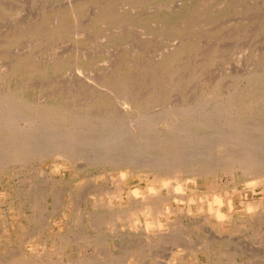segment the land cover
<instances>
[{"label": "rangeland", "instance_id": "rangeland-1", "mask_svg": "<svg viewBox=\"0 0 264 264\" xmlns=\"http://www.w3.org/2000/svg\"><path fill=\"white\" fill-rule=\"evenodd\" d=\"M29 64H31L29 66L30 68L28 67ZM144 68L146 69L144 70ZM258 76L260 80H257L259 79ZM200 85L204 86L203 91ZM198 88H200V90H198ZM2 90L5 92L1 93ZM7 90L8 92H6ZM194 91H197V93ZM9 92L13 93L9 95ZM49 92H51V94L48 96ZM228 93L230 94L229 96L226 95ZM211 94L214 95L212 96ZM0 96V107L3 106L5 108L3 109L2 107L1 115H3V112L9 115L12 110V113L17 114V116L20 115L21 118L25 116L27 118L29 116V119H37L39 123H42H40L42 125V129L40 130L46 131V129H50L54 134L55 141L57 140L56 145L69 143V154H71V152L76 150H74L73 146L78 144L81 150L77 151L82 152L79 157H75L74 155H69V157L65 159L51 157L49 158L50 161L46 159L44 160L45 162L42 160L40 161L39 157L33 158L34 156L29 157L30 160L29 158H24V160H17L18 162H7L4 171L0 172V264H50L51 261L54 264H65V262H68L67 264H71L72 262L73 264H81L83 260L85 262L83 261L82 264H89L93 260L92 258H94V260L91 264H107L109 260L111 264L115 262L116 264H264V236L261 235L264 233V221L261 223L260 220H258V215L260 216L264 210L263 185L259 183L260 181L258 183L256 182L257 184L254 186L255 192L249 193L248 197L245 193L248 192V186L245 182L251 180L254 174L248 176L234 174L232 176L230 172H225L222 168H219L220 164L227 160V154H235L240 150L239 148L242 146L235 145L238 143L234 142L235 140L238 141L239 138H251L249 141L253 140L251 143L252 145L254 144V147L256 146L255 148L258 150L264 148V139H262L264 138V0H0ZM189 96H192V98ZM216 96L219 97L217 98ZM11 97L13 101L10 100ZM148 97L151 98L148 99ZM178 98L180 99L179 103V100H177ZM170 100H172L171 103L168 102ZM127 101H129V103ZM201 101L203 102L201 103ZM198 102L205 108H200L202 105L198 107ZM165 103H168V105H165ZM191 103H195L196 105H192ZM121 104H124V109L121 108ZM44 105L45 107H43ZM103 105L105 108H102ZM116 105H118L119 109ZM156 105L159 109L158 113H156ZM18 106L21 111H19ZM53 106L54 108H52ZM168 106H170L169 108L171 111L167 108ZM178 106L181 107H179L180 109H182V107L183 109H187V106H190V108H188L187 111H184L185 109L181 111ZM106 107L110 108L107 109ZM172 107L173 109H175V107L179 109L177 113L179 118H177L176 110H172ZM43 108L46 109H44L45 112H43ZM146 110H148V113ZM180 111L183 114L187 112V114L191 113L189 119L195 124L199 123L198 121L201 120H203V122H201V124L199 123L200 126H196L194 123L187 124L186 121L188 118L181 115L182 113L180 114ZM162 112H166V115ZM39 113L42 116L35 117V114L38 115ZM56 113L59 114L56 115ZM143 113L147 115L150 113V115L145 119ZM52 114H54V116H52ZM97 114L98 116H96ZM151 114L154 115L152 116ZM161 114L164 118L161 117L160 119L159 117L162 116ZM211 114L212 116H210ZM7 115L4 114L1 119H7ZM222 115L224 117H222ZM128 116L130 118H128ZM150 116H152L151 118L154 119V122L156 121L155 123L152 119V121L150 120ZM155 116L158 117V121L153 118ZM117 117H120V119L123 117V119L119 120ZM78 118L79 121H77ZM105 118H107V120H105ZM227 118H230L229 121L232 120L234 123L232 121L229 122ZM1 119L0 138L2 139L0 140V157L7 161L10 157V152L7 150L8 148L6 149V144L13 140H11L12 134L10 136L9 133L4 130V127L7 126V122L5 120L2 122ZM44 119H46L45 122H48L45 123L43 121ZM211 119L215 120L214 123ZM113 120H115L114 123ZM118 120L119 122H116ZM123 120L126 125L124 127ZM148 120L150 124L153 123L150 128H145L144 124H146ZM173 120L175 121L172 122L173 126H169L167 122ZM251 120H253L252 122L254 125L252 122L248 123ZM105 121L107 122L105 123ZM142 121L145 122L142 123ZM242 121H246L247 123ZM121 122L122 125L120 124ZM128 122H130V124ZM216 122L219 126H216ZM126 123H128V126ZM241 123L246 124L243 125ZM53 124H57L58 127ZM114 124L115 126H112ZM208 124L210 126H207ZM44 125L45 127H43ZM134 125L137 126L135 127ZM118 126H121V131L119 132L117 131L119 128ZM258 126L261 127L259 128ZM217 127H220L222 130L224 128L226 130L225 132L229 130L232 134H229V132L226 134L223 132L224 130H221L223 132H221V136ZM110 129L111 131H109ZM230 129H233V131ZM40 130L38 129V131ZM134 130L137 136L134 134ZM214 130L217 132H214ZM114 132L116 135L119 134L115 140H111L115 135ZM120 132L122 133L121 135ZM131 132L134 134L133 137H131ZM23 133L26 136V133L32 134L34 132L26 130ZM62 134L64 135L62 136ZM139 134H141L140 137L142 138L138 137ZM185 134L187 136H185ZM208 134L210 135L209 137ZM4 135L7 137L5 138ZM225 135H228V137L225 138ZM69 137L73 139H69ZM206 137L208 139H206ZM67 139H69V142ZM151 139L155 140L153 141ZM160 139H163L161 141L163 143L161 144H164L167 140L170 142L175 141L174 145L175 147L177 146V159L174 158L175 156L173 155L170 156V154L164 151L162 152L161 149L163 148L160 149L158 147ZM71 140L73 144L76 143V140L78 141L73 145L71 144ZM150 140L151 142H148ZM109 141L113 142L110 144ZM121 141L127 143V145H121L123 143ZM60 142H62V144H60ZM114 142L116 144H114ZM132 142L135 143L133 144ZM137 142L139 146L136 145ZM139 142H144L141 143L144 146L141 147L142 145ZM226 142L232 150L228 148L229 146L227 147ZM84 143H86L87 146H85ZM90 143H93V145L91 146ZM206 143H210L208 146H213L212 150L210 149L211 147L208 148L207 146L206 148ZM81 144H83L84 147L83 145L81 147ZM192 144H195V146ZM113 145H117V148ZM196 145L198 147H196ZM101 146H105L106 148L104 147L105 149L103 150L98 149L99 147L102 148ZM70 147L72 148L70 149ZM108 147L110 150H107ZM236 147L238 148L237 151L235 149ZM91 148L94 151L96 148L99 150L96 149L95 153L102 151L101 154H105L107 150L109 152L106 153H110L111 155L118 154L124 156V158L128 156V158L131 159L138 158V160H136L138 162H140V160H142V162L151 161L152 157L153 165H151L155 168L152 171L155 172V174L149 172L151 174L150 180L141 179L136 183V185L142 189L151 182L158 185L161 181V179H159L160 175L165 180L172 177L169 179L170 184L173 182L175 185L178 181L184 186L187 173H173L170 168H167L168 163V167H170L172 163L175 164L181 161L183 163L186 161L190 162L192 158H196L199 162L204 159L205 161L202 160L203 162L201 161V163L204 164L209 171L204 175L202 174V176L197 175V185L200 190L198 195L200 194L199 196H201L202 201L201 199V202L198 201L196 192H190L194 187L193 184L189 183L186 189L182 191L184 196L172 190L170 192L173 183L167 186V188L169 187L170 189H167L168 192L166 188L163 189L167 197L162 207L164 206L163 208H165L167 205L171 212H169L167 208L168 216H165L163 213L160 219L161 222H163L162 229L168 232L163 236H159L160 238L147 237L148 233L144 230V227L148 215L137 213V215L140 216V218L138 217V220H140L139 223L143 224H141V227L140 225H135V228H130L126 218H115L114 215L118 211L116 205L108 207L107 204L109 201L108 197L111 196L109 194L111 193L110 191L119 188V186L123 189L128 184H130L128 186H132L135 184L134 180L136 179H133L135 176L130 175L129 169L122 164L124 161L120 162L121 160L116 163L98 164L97 158L98 156L100 157V153L94 156L95 153L93 154ZM189 149H192L191 152L193 154H191L196 157L189 158L190 151L189 155H187ZM193 149L200 151L196 153ZM219 149L221 151H219ZM112 150L120 151L114 152ZM242 150L243 147L239 152ZM258 150L256 153H258L257 157L259 158L261 155L260 153H262L264 149H262L260 153ZM214 152L216 155L212 154ZM181 153L182 155L183 153L184 155L186 154L185 160L183 159L184 155L179 159ZM198 153L201 154L198 156L196 155ZM86 154H88V156ZM130 155L133 157H130ZM148 155L150 157H148ZM152 155H154V157ZM156 156L158 157L157 161ZM208 157L211 159L213 157V160L209 158L207 161ZM142 158L148 160L143 161ZM25 159L29 161L27 162ZM162 161L165 165L163 168H166L158 169L157 163L161 164ZM166 162H168L167 165ZM32 166L35 170L32 169ZM119 169L120 171L127 170V175H125L124 179L121 177L119 178ZM60 174L62 175L60 176ZM157 174L159 177L156 176ZM255 175L258 177L254 179L263 178L264 170L262 168L257 169ZM47 182H49L51 186ZM117 184H119L118 187H116ZM84 185L88 187L84 188ZM100 185H102L101 188ZM107 187L110 189H107ZM58 188L61 189L59 190ZM105 188L110 190L109 193L105 191ZM239 188H241V190ZM84 189L85 194L89 190L88 193L91 194L85 195ZM76 191L80 192L77 193ZM67 194L70 197L67 196ZM212 196H217L224 201H226L227 198H231L234 204L255 201L254 204H258H255L256 210L255 206L253 210L246 212L243 209V215L249 217L251 214H256L257 212V221L252 219L256 224L252 220H248V226H246L244 222H239V225L238 222L230 223L229 221L231 220L227 217L228 215L222 219H217L211 210L212 213L209 212L206 204L204 208L198 209V206L202 205L203 202L206 203L210 199L213 200ZM36 197L38 199H36ZM113 197L114 196L111 198ZM190 197H193L195 202H191L192 210L189 211L188 203ZM179 199L180 201L178 202ZM181 199L184 201L181 202ZM5 200L8 201L6 202ZM76 202H78L77 205ZM123 208H129V210L133 212L130 205L125 204L122 209ZM174 211H176V213ZM240 211L241 210L235 207L233 213L237 215ZM57 219H61L63 224H65H62L63 226L61 227L58 222H56ZM111 219L112 221H110ZM91 221H93L92 225ZM17 222L21 226L18 225ZM165 222L167 224H165ZM49 223H56L57 227L60 226L58 227L59 229L57 228V231H59L54 240L47 238L44 233V228ZM171 223L172 225H170ZM234 225L242 227L240 228V234L234 235L233 242L219 240V238H217V240L215 239V234L221 235V230L223 229L227 230L229 228V230H233L236 228ZM116 227L119 228L117 229ZM137 227L139 228L138 230L136 229ZM157 230L158 228L155 225L149 229L150 232L154 233L157 232ZM6 231L7 233H4ZM153 239H155L156 242ZM35 242L39 245L37 244L36 246ZM114 243L118 247H116ZM50 244H52V246ZM105 244L107 247H105ZM146 244L150 247L148 248ZM96 245L98 246L96 247ZM43 246L45 250L42 248ZM88 249L90 251L92 249L94 252H90ZM149 253L151 257H147ZM30 255L32 258H30ZM99 255H101V258ZM250 255L252 258H250ZM84 257H88L87 260H85L86 258ZM107 258L108 260H106ZM57 259L59 261H57ZM188 261L190 262L188 263ZM52 262L51 264H53Z\"/></svg>", "mask_w": 264, "mask_h": 264}, {"label": "bare ground", "instance_id": "bare-ground-1", "mask_svg": "<svg viewBox=\"0 0 264 264\" xmlns=\"http://www.w3.org/2000/svg\"><path fill=\"white\" fill-rule=\"evenodd\" d=\"M97 1V0H96ZM108 1V0H107ZM112 1V0H111ZM122 1V0H121ZM201 2V1H200ZM113 4V3H112ZM114 5V4H113ZM189 5V4H188ZM220 5V4H219ZM201 6V5H200ZM231 9V8H230ZM103 11V10H102ZM183 11V10H182ZM230 11V10H229ZM71 12V11H70ZM100 12V11H99ZM72 13V12H71ZM102 13V12H101ZM110 16H111V14H110ZM109 16V17H110ZM117 16V15H116ZM113 17V16H112ZM115 17V16H114ZM121 17V16H120ZM103 19V18H102ZM102 19H101V21H102ZM124 19H125V17H124ZM79 20V19H78ZM96 20V19H95ZM126 20V19H125ZM50 21V20H49ZM97 21V20H96ZM98 21H99V19H98ZM62 22V21H61ZM51 23V22H50ZM178 23V22H177ZM53 24V23H52ZM68 26H69V24H68ZM182 26V25H181ZM54 28V27H53ZM52 28V29H53ZM76 28V27H75ZM34 33H36V32H34ZM39 33H41V32H39ZM49 33V32H48ZM73 33V32H72ZM32 34V33H31ZM63 36V35H62ZM20 37H22V36H20ZM49 37V36H48ZM19 39V38H18ZM60 39V38H59ZM178 50H180V49H178ZM170 51V50H169ZM169 51H168V53H169ZM181 55V54H180ZM184 55V54H183ZM187 55V54H186ZM28 56V55H27ZM33 57V56H32ZM127 58V57H126ZM143 58V57H142ZM140 59V58H139ZM23 60V59H22ZM125 60H127V59H125ZM143 60H144V58H143ZM21 61V60H20ZM34 61V60H33ZM157 61V60H156ZM19 63V62H18ZM144 63V62H143ZM176 63V62H175ZM126 64H127V62H126ZM31 64H29L28 65V67L30 66ZM181 65V64H180ZM142 66V65H141ZM154 66V65H153ZM27 67V68H28ZM171 67V66H170ZM169 67V68H170ZM24 68H25V66H24ZM30 68V67H29ZM138 68V67H137ZM176 68V67H175ZM142 69V68H141ZM146 68H144V70H145ZM157 69V68H156ZM171 70V69H170ZM58 71V70H57ZM128 71V70H127ZM159 71V70H158ZM197 71V70H196ZM41 72V71H40ZM59 72V71H58ZM179 72V71H178ZM259 72V71H258ZM14 73H15V71H14ZM13 73V74H14ZM26 73V72H25ZM31 73V72H30ZM251 73V72H250ZM32 74V73H31ZM154 74V73H153ZM156 74V73H155ZM236 74V73H235ZM239 74V73H238ZM252 74H254V73H252ZM242 75V74H241ZM154 76V75H153ZM177 76V75H176ZM244 76V75H243ZM11 77H12V75H11ZM58 77V76H57ZM131 77V76H130ZM166 77V76H165ZM198 77V76H197ZM223 77V76H222ZM240 77V76H239ZM262 77V76H261ZM174 78V77H173ZM182 78V77H181ZM243 78V77H242ZM252 78V77H251ZM258 78H259V76H258ZM198 79V78H197ZM263 79V78H262ZM32 80H33V78H32ZM55 80V79H54ZM215 80V79H214ZM213 80V81H214ZM257 80H260V78L259 79H257ZM256 80V81H257ZM25 81V80H24ZM176 81V80H175ZM212 81V80H211ZM224 81V80H223ZM222 81V82H223ZM10 82V81H9ZM9 82H8V85H9ZM28 82V81H27ZM40 82V81H39ZM206 82V81H205ZM127 83V82H126ZM133 83H134V81H133ZM150 83V82H149ZM148 83V84H149ZM209 83V82H208ZM207 83V84H208ZM215 83V82H214ZM255 83V82H254ZM33 84V83H32ZM38 84V83H37ZM41 84V83H40ZM145 84V83H144ZM211 84V83H210ZM253 84V83H252ZM251 84V85H252ZM147 85V84H146ZM164 85V84H163ZM197 85V84H196ZM212 85V84H211ZM216 85V84H215ZM219 85V84H218ZM233 85V84H232ZM3 86V85H2ZM200 86H202V91H203V88H204V86L203 85H200ZM205 86H208V85H205ZM236 86H238V85H236ZM246 86V85H245ZM9 87V86H8ZM154 87V86H153ZM209 87V86H208ZM261 87V86H260ZM160 88V87H159ZM212 88V87H211ZM245 88V87H244ZM247 88V87H246ZM237 89H238V87H237ZM163 90V89H162ZM198 90H200V88H198ZM208 90V89H207ZM213 90V89H212ZM224 90V89H223ZM229 90V89H228ZM241 90V89H240ZM13 91V90H12ZM20 91V90H19ZM159 91V90H158ZM201 91V92H202ZM209 91H211V90H209ZM3 92H5V91H3L2 90V92L1 93H3ZM6 92H8V90L6 91ZM54 92V91H53ZM106 92V91H105ZM104 92V93H105ZM110 92V91H109ZM157 92V91H156ZM155 92V93H156ZM195 92V91H194ZM235 92V91H234ZM10 93L11 92H9V95H10ZM13 93V92H12ZM11 93V94H12ZM45 93H47V92H45ZM111 93H112V91H111ZM195 93H197V91L195 92ZM215 93H217V92H215ZM214 93V94H215ZM221 93V92H220ZM219 93V94H220ZM232 93V92H231ZM39 94V93H38ZM49 94H51V92H49L48 93V96H49ZM175 94V93H174ZM176 94H177V92H176ZM213 94V95H214ZM4 95V94H3ZM7 95V94H6ZM8 95V96H9ZM45 95V94H44ZM107 95V94H106ZM193 95V94H192ZM196 95V94H195ZM203 95V94H202ZM212 95V94H211ZM210 95V96H211ZM212 95V96H213ZM226 95H230L229 93L228 94H226ZM5 96V95H4ZM14 96V95H13ZM12 96V97H13ZM120 96V95H119ZM147 96V95H146ZM209 96V95H208ZM222 96V95H221ZM1 97V96H0ZM12 97H11V99L10 100H12ZM46 97V96H45ZM116 97V96H115ZM121 97V96H120ZM182 97V96H181ZM190 98H192V96H189ZM217 97V96H216ZM215 97V98H216ZM219 97V96H218ZM217 97V98H218ZM227 97V96H226ZM225 97V98H226ZM141 98V97H140ZM149 98H151V97H148V99ZM193 98H194V95H193ZM229 98V97H228ZM227 98V99H228ZM18 99H20V98H18ZM37 99H38V97H37ZM43 99H44V97H43ZM133 99V98H132ZM145 99V98H144ZM161 99V98H160ZM176 99V98H175ZM188 99V98H187ZM204 99H206V98H204ZM214 99V98H213ZM235 99V98H234ZM1 100V99H0ZM5 100H6V98H5ZM116 100H118V99H116ZM177 100H179L178 101V103L180 102V99L178 98ZM189 100H191V99H189ZM215 100V99H214ZM260 100V99H259ZM13 101V100H12ZM131 101V100H130ZM171 101L172 100H170V101H168V102H170L171 103ZM173 101H174V99H173ZM182 101V100H181ZM196 101V100H195ZM204 101V100H203ZM203 101H201V103L203 102ZM226 101V100H225ZM43 102V101H42ZM58 102V101H57ZM128 103H129V101H127ZM182 102H184V101H182ZM206 102V101H205ZM204 102V103H205ZM213 102V101H212ZM211 102V103H212ZM230 102V101H229ZM9 103V102H8ZM32 103V102H31ZM90 103V102H89ZM95 103V102H94ZM118 103V102H117ZM127 103V104H128ZM145 103H146V101H145ZM159 103V102H158ZM199 103V102H198ZM210 103V102H209ZM224 103V102H223ZM251 103V102H250ZM10 104V103H9ZM35 104V103H34ZM48 104V103H47ZM119 104H120V102H119ZM124 104H126V103H124ZM124 104H121L122 106H121V108H123V105ZM152 104V103H151ZM177 104V103H176ZM192 104V103H191ZM16 105H19V104H16ZM28 105V104H27ZM37 105V104H36ZM62 105H63V103H62ZM130 105V104H129ZM128 105V106H129ZM158 105H160V104H158ZM165 105H168V103H165ZM169 105H171V104H169ZM190 105V104H189ZM192 105H196L195 103L194 104H192ZM202 104H200L199 103V105H198V107L199 106H201ZM205 105V104H204ZM209 105V104H208ZM220 105V104H219ZM251 105V104H250ZM14 106H15V104H14ZM30 106V105H29ZM34 106V105H33ZM65 106V105H64ZM68 106V105H67ZM117 106V108H118V105H116ZM120 106V105H119ZM146 106H148V105H146ZM216 106V105H215ZM237 106V105H236ZM249 106V105H248ZM3 107V106H2ZM2 107H0V115H1V109H2ZM8 107V106H7ZM31 107V106H30ZM43 107H45V105L43 106ZM104 107V105L102 106V108ZM152 107V106H151ZM159 107V106H158ZM170 106H168L167 108L170 110V108H169ZM180 106H178V108H179ZM186 107V106H185ZM188 108H190V106H187ZM192 107V106H191ZM198 107H196L197 109H199ZM245 107V106H244ZM18 108H19V106H18ZM18 108H16V109H18ZM37 108H38V106H37ZM36 108V109H37ZM47 108V107H46ZM52 108H54V106L52 107ZM105 108V107H104ZM107 109H109L108 107H106ZM129 108V107H128ZM154 108V107H153ZM157 108V105H156V107H155V109ZM181 108V107H180ZM179 108V109H180ZM187 108V109H188ZM195 108V109H196ZM200 108H205V107H203V105H202V107H200ZM209 108V107H208ZM220 108V107H219ZM3 109H5L4 107H3ZM16 109H14V110H16ZM33 109V108H32ZM41 109V108H40ZM45 108H43V110H44ZM76 109V108H75ZM106 109V110H107ZM119 109V108H118ZM124 109V108H123ZM127 109V108H126ZM130 109V108H129ZM145 109V108H144ZM149 109H151V108H149ZM163 109V108H162ZM179 109H177V107H175V109H173V107H172V110H176V115H177V113H178V110ZM185 109V108H184ZM183 109V107H182V109H180L181 111L182 110H184ZM187 109H185L184 111H187ZM210 109V108H209ZM216 109V108H215ZM13 110V111H14ZM35 110V109H34ZM46 110V109H45ZM45 110L43 111V112H45ZM53 110V109H52ZM63 110V109H62ZM68 110V109H67ZM70 110V109H69ZM95 110V109H94ZM158 108H157V112L156 113H158ZM167 110V109H166ZM190 110V109H189ZM188 110V111H189ZM205 110H207V109H205ZM219 110V109H218ZM222 110V109H221ZM230 110V109H229ZM229 110H227V111H229ZM8 111V110H7ZM18 111V110H17ZM16 111V112H17ZM19 111H21V109L19 108ZM96 111V110H95ZM122 111V110H121ZM126 111V110H125ZM147 111V113H148V110H146ZM171 111V110H170ZM180 111V114L182 113ZM199 111V110H198ZM210 111V110H209ZM11 113L9 114V115H7V113L5 112H3V115L4 114H6L7 115V119H1V117L3 118V115H1L0 116V119L2 120V122H4V120L7 122V126H5V124H4V130H5V132H8L9 133V135L11 136V134H12V139L11 140H13V141H11V142H6V141H3L4 143L6 142L7 144V146H6V149L10 152L9 153V158L7 159V161L6 160H3L4 158H2L1 159V157H0V172L2 171H4V167H5V165L7 164V162H10V161H19V160H24V158H29V157H33V158H35V157H39V159H40V161L42 160V161H44V160H46V159H48L49 161H50V159L49 158H51V157H56V158H63V159H65V158H67V157H69V155H71V156H78L79 157V155H81L82 154V152H80V151H77V150H81V148H80V146L78 147V144L77 145H75L76 143H77V141L78 140H76V143H72V140H71V144H73V145H75V146H73V148H74V150L75 151H73V152H71V154H69V143H67V144H65V143H63V145H56V142H57V140L55 141V136H54V134L50 131V129H46V131L45 130H40V129H42L41 127H42V123L40 124L38 121H37V119H29V116L26 118V116L25 117H23V118H21L20 117V115L19 116H17V114H15V113H12V110L10 111ZM24 112V111H23ZM35 112H36V110H35ZM42 112V111H41ZM49 112V111H48ZM58 112H60V111H58ZM102 112V111H101ZM119 112H120V110H119ZM130 112V111H129ZM132 112V111H131ZM142 112H143V110H142ZM145 112V111H144ZM152 112H153V110H152ZM173 112V111H172ZM175 112V111H174ZM190 112V111H189ZM213 112V111H212ZM211 112V113H212ZM219 112V111H218ZM222 112V111H221ZM221 112H220V114H221ZM224 112H226V111H224ZM25 113V112H24ZM69 113V112H68ZM87 113V112H86ZM95 113H97V112H95ZM115 113H117V112H115ZM138 113V112H137ZM146 113V112H145ZM145 113H143L144 115H145V119H146V117H148V115H150V113L147 115V114H145ZM160 113V112H159ZM162 113H165L164 115H166V112H162ZM188 113V112H187ZM181 114V115H184L185 116V118H188L187 119V121H186V123L187 124H191V123H194V122H192V121H190V119H189V117L191 116L190 114ZM193 113V112H192ZM214 113H217V112H214ZM233 113V112H232ZM231 113V114H232ZM239 113V112H238ZM44 114V113H43ZM46 114H47V111H46ZM59 114V113H58ZM57 113H56V115H58ZM70 114H71V112H70ZM78 114V113H77ZM101 114V113H100ZM103 114V113H102ZM113 114V113H112ZM131 114V113H130ZM134 114V113H133ZM167 114H168V111H167ZM171 114H173V113H171ZM170 114V115H171ZM196 114V113H195ZM202 114V113H201ZM209 114V113H208ZM207 114V115H208ZM213 114V113H212ZM212 114L210 115V116H212ZM223 114V113H222ZM48 115H49V113H48ZM105 115H108V114H105ZM124 115V114H123ZM141 115V114H140ZM152 116L154 115V114H151ZM162 115V114H161ZM169 115V114H168ZM198 115V114H197ZM200 115V114H199ZM203 115V114H202ZM207 115H204V116H207ZM214 115V114H213ZM224 115V114H223ZM222 115V117H224ZM227 115V114H226ZM225 115V116H226ZM230 115V114H229ZM234 115L236 116V114L234 113ZM23 116H24V114H23ZM36 116H42L40 113L38 114V115H36L35 114V117ZM52 116H54V114H52ZM96 116H98V114L96 115ZM142 116V115H141ZM152 116H150V120L152 119L151 117ZM157 116H159V115H157ZM157 116H155V117H153V118H155V119H157V121H158V117ZM221 116V115H220ZM5 117V116H4ZM31 117V116H30ZM44 117V116H43ZM46 117V116H45ZM47 117H49V116H47ZM71 117V116H70ZM79 117V116H78ZM94 117V116H93ZM100 117V116H99ZM105 117V116H104ZM124 117H125V115H124ZM137 117V116H136ZM143 117V116H142ZM141 117V118H142ZM157 117V118H156ZM161 117L162 118H164L163 117V115L162 116H160L159 118L161 119ZM171 117V116H170ZM176 117V116H175ZM217 117V116H216ZM222 117H219V118H222ZM227 117V116H226ZM51 118V117H50ZM72 118H75V117H72ZM92 118V117H91ZM118 118V117H117ZM126 118V117H125ZM124 118V119H125ZM128 118H130L129 116H128ZM177 118H179L178 117V115H177ZM231 118V117H230ZM230 118H227L228 119V121H229V119ZM248 118V117H247ZM261 118V117H260ZM87 119H90V118H87ZM96 119V118H95ZM99 120H102V119H100V118H98ZM114 119V118H113ZM119 120H122L123 119V117H122V119H120V117L118 118ZM132 119H134V118H132ZM149 119V118H148ZM166 119V118H165ZM169 119V118H168ZM174 119H176V118H174ZM223 119V118H222ZM232 119V118H231ZM264 119V118H263ZM45 120L46 119H44L43 121L45 122ZM94 120V119H93ZM104 120V119H103ZM105 120H107V118H105ZM119 120L118 121H116V122H119ZM128 120V119H127ZM136 120V119H135ZM134 120V121H135ZM138 120V119H137ZM144 120V119H143ZM153 120V122H154V119H152ZM151 120V121H152ZM164 120V119H163ZM207 120V119H206ZM209 120V119H208ZM212 120V119H211ZM225 120V119H224ZM223 120V121H224ZM41 121V120H40ZM42 121V122H43ZM53 121V120H52ZM63 121H64V119H63ZM75 121V120H74ZM77 121H79V118L77 119ZM110 121V120H109ZM114 121L115 120H113V123H114ZM126 121V120H125ZM129 121V120H128ZM133 121V122H134ZM149 121V120H148ZM146 122V124H144V127L145 128H150L151 127V124L153 123H151L150 124V121L149 122ZM213 121V123H214V119L212 120ZM232 121V120H231ZM231 121H229V122H231ZM236 122H239V121H237V120H235ZM253 120H251V121H249L248 123H251ZM44 122H43V124H44ZM48 121H46L45 123H47ZM76 122V121H75ZM94 122V121H93ZM107 121H105V123H106ZM123 122V124H124V120L122 121ZM122 122L120 123L121 125H122ZM131 122V121H130ZM130 122H128L129 124H130ZM132 122V123H133ZM145 121H142V123H144ZM156 122V121H155ZM154 122V123H155ZM160 122H161V120H160ZM172 122H175L174 120L173 121H171V122H167V123H169V126H173L172 125ZM200 124H201V122H203V120H201V121H198ZM233 122V121H232ZM235 122V123H236ZM241 122V121H240ZM242 122H246V121H242ZM0 123H1V121H0ZM50 123V122H49ZM109 123V122H108ZM112 123V122H111ZM128 123H126L127 124V126H128ZM131 123V124H132ZM141 123V122H140ZM139 123V124H140ZM199 123H197V124H195L196 126H200V124ZM211 123V122H210ZM234 123V122H233ZM232 123V124H233ZM247 123V122H246ZM246 123H244V124H246ZM81 124V123H80ZM116 124V123H115ZM115 124L114 125H112V126H115ZM216 124H217V122H216ZM215 124V125H216ZM241 124H243V123H241ZM240 124V125H241ZM243 124V125H244ZM252 124H253V122H252ZM53 125H55L56 127H58V125L57 124H53ZM69 125V124H68ZM133 125V124H132ZM204 125H206V124H204ZM227 125V124H226ZM243 125H241V126H243ZM249 125V124H248ZM251 125V124H250ZM249 125V126H250ZM254 125V124H253ZM50 126V125H49ZM105 126V125H104ZM124 126H126L125 124L123 125V127ZM131 126V125H130ZM135 126V125H134ZM137 126V125H136ZM135 126V127H136ZM207 126H210L209 124L207 125ZM216 126H219L218 124L216 125ZM247 126V125H246ZM252 126V125H251ZM43 127H45V125L43 126ZM47 127V126H46ZM119 128H118V132L119 131H121V126H118ZM134 127V128H135ZM138 127H140V126H138ZM221 127V126H220ZM220 127H217V129H219L218 131H220L219 133H221L223 130V132L224 133H226L227 134V132H229V130L227 131V132H225L226 130L223 128V130L222 129H220ZM232 127V126H231ZM257 127V126H256ZM259 128L261 127V126H258ZM48 128H50V127H48ZM128 128V127H127ZM130 128V127H129ZM141 128V127H140ZM161 128V127H160ZM229 128V127H228ZM242 128V127H241ZM264 128V127H263ZM38 129L40 130V131H38ZM99 129V128H98ZM115 129H116V127H115ZM122 129H124V128H122ZM126 129V128H125ZM131 129V128H130ZM139 129V128H138ZM163 129V128H162ZM214 129V128H213ZM234 129V128H233ZM233 129H230V130H232L233 131ZM253 129V128H252ZM2 130V129H1ZM26 130H29V131H32V132H34V133H26V136L24 135V133L23 132H25ZM54 130V129H53ZM70 130V129H69ZM136 130V129H135ZM135 130H134V132H135ZM222 130V131H221ZM235 130H237V129H235ZM242 130V129H241ZM248 130V129H247ZM50 131V132H49ZM106 131V130H105ZM109 131H111V129L109 130ZM127 131V130H126ZM129 131V130H128ZM131 131L133 132V130L131 129ZM154 131V130H153ZM152 131V132H153ZM242 131H244V130H242ZM82 132V131H81ZM113 132V131H112ZM124 132H125V130H124ZM131 132V134H132V136L131 137H133V135L135 134L136 135V132L133 134ZM142 132V131H141ZM143 132H145V131H143ZM214 132H217V131H215L214 130ZM222 132V133H223ZM235 132V131H234ZM257 132V131H256ZM67 133V132H66ZM111 133V132H110ZM115 133V132H114ZM126 133V132H125ZM186 133V132H185ZM222 133H221V136H222ZM231 132H229V134H230ZM236 133V132H235ZM252 133V132H251ZM119 134V133H118ZM117 134V135H118ZM122 133L120 132V135H121ZM127 134V133H126ZM194 134V133H193ZM192 134V135H193ZM214 134V133H213ZM212 134V135H213ZM232 134V133H231ZM254 134V133H253ZM8 135V134H7ZM64 134H62V136H63ZM69 135V134H68ZM68 135H65V136H68ZM76 135V134H75ZM96 135V134H95ZM99 135V134H98ZM112 135V134H111ZM110 135V136H111ZM115 135H116V133H115ZM113 136V138L111 139V140H115L116 139V137H117V135L116 136ZM120 135H119V137H120ZM140 135L141 134H139V136L138 137H140ZM189 135V134H188ZM191 135V136H192ZM206 135V134H205ZM219 135V134H218ZM252 135V134H251ZM60 136V135H59ZM58 136V137H59ZM97 136V135H96ZM104 136H105V134H104ZM104 136H100V137H104ZM128 136V135H127ZM137 136V135H136ZM173 136H176V135H173ZM185 136H187L186 134H185ZM195 136H196V134H195ZM194 136V137H195ZM210 135L208 134V137H209ZM217 136V135H216ZM239 137H241L240 135H238ZM259 136V135H258ZM4 137L6 138L7 136H5L4 135ZM9 137V136H8ZM79 137V136H78ZM78 137H77V139H78ZM98 137V136H97ZM118 137V138H119ZM126 137V136H125ZM130 137V136H129ZM169 137V136H168ZM171 137V136H170ZM213 137V136H212ZM212 137H210V138H212ZM225 138H227L228 137V135H225L224 136ZM238 137V138H239ZM243 137V136H242ZM60 138V137H59ZM68 138V137H67ZM70 138H72V137H69V139ZM76 138V137H75ZM74 138V139H75ZM121 138V137H120ZM136 138V137H135ZM140 138H142V137H140ZM164 138V137H163ZM196 138V137H195ZM200 138V137H199ZM202 138V137H201ZM210 138H209V140H210ZM214 138V137H213ZM2 138H0V140H1ZM4 139V138H3ZM62 139H64V138H62ZM69 139H67L68 140V142H69ZM73 139V138H72ZM92 139V138H91ZM90 139V140H91ZM122 139V138H121ZM158 139H159V137H158ZM173 139V138H172ZM206 139H208L207 137H206ZM249 139H251V138H249ZM249 139H246L245 137H243V138H239V140L238 141H236L235 139V141L234 142H237L238 144H235V145H238V146H242L243 147V150L241 151V152H239L241 149H242V147L241 148H239L240 150H238V152L237 153H235V154H233V153H230V154H227L226 156V158H227V160L226 161H224V163H222V164H220V166H219V168H222L225 172H230L231 173V175L233 176L234 174H236V175H241V176H248V175H250V174H254L253 175V178L251 179V180H247V182H245V183H247V188H248V192H245L246 193V195L249 197V193H254L255 191H254V186H256L255 184H257L259 181V183H262V185H263V191H262V193H264V177L262 178H260V179H258V178H256V179H254L255 177H258V176H256L255 175V171L257 170V169H259V168H262L263 170H264V150L262 151V149H264V148H261V149H257V148H255L254 147V144L252 145V141H249ZM262 139H264V138H262ZM261 139V140H262ZM61 140V139H60ZM81 140V139H80ZM88 140H89V137H88ZM123 140H124V137H123ZM136 140V139H135ZM151 140H155V139H151ZM151 140L150 141H148V142H151ZM163 140V139H162ZM161 139L159 140L160 141V143L158 144V147L161 149V148H163V149H161L162 150V152L164 151V152H166L167 154H170V156L171 155H173V156H175L174 158H176V157H178L177 156V153H176V151H177V146L175 147V141L174 142H170V141H168L167 140V142H165L164 144H161V143H163V142H161L162 141ZM166 140V139H165ZM203 140H205V139H203ZM219 140V139H218ZM226 140H229V139H226ZM225 140V141H226ZM231 140H233V139H231ZM74 141V140H73ZM81 141H83V140H81ZM108 141V140H107ZM117 141V140H116ZM115 141V142H116ZM118 141H120V140H118ZM130 141H133V140H130ZM158 141V142H159ZM173 141V140H172ZM193 141V140H192ZM224 141V142H225ZM2 142V143H3ZM64 142V141H63ZM86 142V141H85ZM88 142H91V141H88ZM93 142V141H92ZM110 142V141H109ZM109 142H107V143H109ZM111 142H113V141H111ZM111 142H110V144H111ZM114 142V144H116ZM121 142H123V141H121ZM195 142V141H194ZM232 142V141H231ZM264 142V141H263ZM1 143V142H0ZM82 143V142H81ZM97 143V142H96ZM133 144L135 143V142H132ZM140 143V142H139ZM141 143H144V142H141ZM140 143V144H141ZM214 143V142H213ZM212 143V144H213ZM227 143V142H226ZM254 143H255V140H254ZM41 144V145H40ZM60 144H62V142H60ZM91 144V146L93 145V143H90ZM105 144V143H104ZM127 145V143H122L121 145ZM207 144V143H206ZM208 144H210V143H208ZM208 144L206 145V148H207V146H208ZM219 144V143H218ZM224 144V143H223ZM240 144V145H239ZM244 144V145H243ZM82 145L83 144H81V147H82ZM84 145L85 146H87V144L86 143H84ZM84 145H83V147H84ZM107 145H109V144H107ZM118 145V144H117ZM116 145V146H117ZM120 145V146H121ZM136 145L137 146H139L138 145V142L136 143ZM135 145V146H136ZM142 145V144H141ZM193 145V144H192ZM205 145V144H204ZM220 145H222V144H220ZM225 145V144H224ZM227 145V147L229 146L228 145V143L226 144ZM263 145V144H262ZM5 146V145H4ZM39 146V147H38ZM89 146V145H88ZM97 146V145H96ZM114 146V145H113ZM116 146H114V147H116ZM144 145H142L141 147H143ZM151 146V145H150ZM193 146H195V144L193 145ZM199 146H201V145H199ZM203 146V145H202ZM218 146V145H217ZM237 146V147H238ZM258 146V145H257ZM93 147H95V146H93ZM102 147V146H101ZM105 146H103L102 148H98V149H105L104 148ZM196 147H198L197 145H196ZM195 147V148H196ZM209 147H211L210 149L212 150V147L213 146H208V148ZM216 147V146H215ZM220 147H222V146H220ZM235 148L236 149V151H237V149L238 148ZM263 147V146H262ZM1 148H3V147H1ZM38 148V149H37ZM72 147H70V149H71ZM89 148V147H88ZM112 148V147H111ZM117 148V147H116ZM184 148V147H183ZM229 149H231V147L229 146L228 147ZM257 149L258 151H259V153H260V151H262V153H260L261 155H260V157L258 158L257 157V154L258 153H256V151L257 150H255V149ZM84 149H87V148H84ZM92 149V148H91ZM91 149H88V150H91ZM97 149V148H96ZM96 149H95V151H96ZM97 149V150H98ZM112 149H114V148H112ZM210 149H207V150H209V151H211ZM218 149V148H217ZM228 149V150H229ZM93 150V149H92ZM91 150V151H92ZM107 150H110L109 149V147L107 148ZM106 150V152H109V151H107ZM191 150L192 149H189L188 151H187V155H189V151H190V157L189 158H192V157H194L192 154V152H191ZM194 150V149H193ZM202 150H204V149H202ZM206 150V151H207ZM232 150V149H231ZM233 150H234V148H233ZM95 151L93 150V154L95 153ZM99 151V150H98ZM97 151V152H98ZM112 151H116V150H112ZM112 151H110V152H112ZM120 151V150H119ZM119 151H116V152H119ZM132 151V150H131ZM139 151H142V150H139ZM138 151V152H139ZM196 153L197 152H199L200 150H198L197 151V149L196 150H194ZM219 151H221L220 149H219ZM227 151V150H226ZM230 151V150H229ZM235 151V152H236ZM88 152V151H87ZM90 152V151H89ZM101 152L102 151H100V152H98V153H100L99 155H100V157L98 156V158H97V163L99 164V163H103V164H107V163H116V162H118V161H120V162H122V161H124L122 164L125 166V167H127L128 169H129V173H130V175H134L135 177L133 178V179H136V180H134V182H135V184H133L132 186H128V185H130V184H128L127 186H125V188L123 189V188H121L120 186H119V184H117V186L116 187H118L119 186V188H116V189H114L113 191H110V190H107V189H110V188H108L107 187V189L105 188V191L106 192H108L109 193V191L111 192V193H109L111 196L110 197H108L109 198V201H108V207L109 206H111L112 207V205H116V207H117V209H118V211L115 213V218H117V219H122L123 217L124 218H126L127 219V222H128V226L130 227V228H135L136 226L135 225H140V227H141V224H143V223H139V221L140 220H138L139 218H140V216L139 215H137V213H144V215L146 214V215H148V217L146 218V222H145V231L148 233V236L147 237H151V238H160L159 236H163L165 233H167L168 231H164L165 229H162V223L163 222H161V215H163V213L165 214V216H168V210H169V212H171L170 211V208H168V206L166 205L165 206V208H163L162 207V204L164 203V201L166 200V197H167V194H166V192H165V190L163 191V189L164 188H166V190L168 189H170L169 187L167 188V186H169V185H171L173 182H171V184H170V182H169V179H171L170 177L167 179V180H165L164 178H162V176L160 175V177H159V175L157 174L156 176H158L159 177V179H161V181H160V183H158V185L157 184H154V183H149L148 185H146V187L144 188V189H142V188H140V187H138L137 185H136V183L139 181V180H141V179H148V180H150L149 178H150V173H153V174H155V172H153L152 170L153 169H155V168H153L152 167V157H151V161H149L148 159V161L149 162H151V163H149L146 159V161L149 163H147V162H142V160H140V162H138V161H136V160H138V158L137 159H131V158H128V157H125L124 158V156H121V155H111L110 153H106L105 152V154L103 153V154H101ZM145 152V151H144ZM147 152V151H146ZM204 152V151H203ZM81 153V154H80ZM98 153H95L94 154V156H96ZM179 153V152H178ZM192 153V154H191ZM85 154V153H84ZM83 154V155H84ZM123 154V153H122ZM145 154V153H144ZM147 154V153H146ZM148 154H152V153H148ZM185 154V155H186ZM195 154V153H194ZM199 154H201V153H198V154H196V155H198L199 156ZM204 154V153H203ZM213 155L215 154V152L214 153H212ZM4 155V154H3ZM87 156H88V154H86ZM125 155V154H124ZM127 155V154H126ZM179 155V154H178ZM183 155H184V153H183ZM182 155V153H181V156H180V158L179 159H181V157L183 156ZM185 155H184V157H183V159L185 158ZM192 155V156H191ZM216 155V154H215ZM218 155V154H217ZM141 156V155H140ZM147 156V155H146ZM153 157H154V155H152ZM197 156V157H198ZM203 156H205V155H203ZM85 157V156H84ZM130 157H133V156H131L130 155ZM138 157V156H137ZM148 157H150L149 155H148ZM147 157V158H148ZM157 157V156H156ZM164 157V156H163ZM196 157V156H195ZM207 157V156H206ZM81 158V157H80ZM89 158V157H88ZM91 158V157H90ZM94 158H96V157H94ZM124 158V159H123ZM146 158V157H145ZM166 158V157H165ZM168 158V157H167ZM210 157H208L207 158V161H208V159H209ZM32 159V158H31ZM77 159V158H76ZM85 159V158H84ZM92 159V158H91ZM143 159V158H142ZM150 159V158H149ZM177 159V158H176ZM178 159V160H179ZM211 159V158H210ZM215 159V158H214ZM29 160H30V158H29ZM28 160V161H29ZM81 160V159H80ZM144 159H143V161H145ZM158 160V157H157V159H156V161ZM160 160V159H159ZM185 160V159H184ZM187 160V159H186ZM202 160H204V159H202ZM201 160V161H202ZM211 160H213V157H212V159ZM17 161V162H18ZM25 161H27L26 159H25ZM27 161V162H28ZM48 161V162H49ZM92 161H94V160H92ZM154 161H155V158H154ZM201 161L199 162L196 158H192L191 160H190V162L188 161H186V162H174L175 164H173L172 163V165H170V167H168V165H169V163L168 162H166V165H167V163H168V165H167V168H170V170H172L173 171V173L174 172H185V173H187V177H185L186 179H185V184H184V186H183V184H181V183H179L178 181L176 182V184L174 185V183L172 184V187H171V189H170V192H171V190L173 191V192H175V193H183L182 191L184 190V189H186V186L190 183V184H193V188L190 190V192L192 191V192H196V194L198 195V193H200V190H199V188H198V178H197V175H199V176H202V174L204 175L205 173H207L208 171H209V169H207L206 167H205V165L204 164H202L201 163ZM205 161V160H204ZM218 161H219V159H218ZM45 162V161H44ZM95 162V161H94ZM170 162V161H169ZM203 162V161H202ZM210 162V161H209ZM55 163V162H54ZM157 163V162H156ZM159 163H160V161H159ZM159 163H157L158 164V166H157V168L158 169H165V168H163L165 165H164V163H163V161L161 162V164H159ZM188 163V164H187ZM16 164V163H15ZM28 164V163H27ZM30 164V163H29ZM50 164V163H49ZM67 164V163H66ZM80 164V163H79ZM152 164V165H151ZM155 164V163H154ZM32 165V164H31ZM50 166V165H49ZM29 167V166H28ZM47 167V166H46ZM50 168H51V166H50ZM104 168V167H103ZM32 169H33V166H32ZM62 169V168H61ZM60 169V170H61ZM22 170V169H21ZM25 170V169H24ZM33 170H35V169H33ZM18 171V170H17ZM66 171V170H65ZM127 171V170H126ZM126 171H120V169H119V174H117V175H119V178L121 177L122 179H124V177H125V175H127L126 174ZM15 172V171H14ZM49 172V171H48ZM85 172H88V171H85ZM150 172V173H149ZM166 172V171H165ZM60 173V172H59ZM83 173V172H82ZM81 173V174H82ZM157 173V172H156ZM211 173V172H210ZM65 174V173H64ZM75 174V173H74ZM2 175V174H1ZM11 175V174H10ZM52 175V174H51ZM55 175V174H54ZM62 174H60V176H61ZM69 175V174H68ZM76 175V174H75ZM99 175V174H98ZM33 176V175H32ZM46 176V175H45ZM81 176V175H80ZM154 176V175H153ZM176 176V175H175ZM174 176V177H175ZM206 176H208V175H206ZM10 177H12V176H10ZM50 177V176H49ZM48 177V178H49ZM67 177V176H66ZM152 177V176H151ZM157 177V178H158ZM173 177V178H174ZM52 178V177H51ZM201 178V177H200ZM205 178H207V177H205ZM251 178V177H250ZM28 179V178H27ZM42 179H43V177H42ZM47 179V178H46ZM62 179V178H61ZM112 179V178H111ZM153 179H154V177H153ZM156 179V178H155ZM178 179V178H177ZM96 180V179H95ZM116 180V179H115ZM52 181H53V179H52ZM78 181V180H77ZM121 181V180H120ZM176 181V180H175ZM184 181V180H183ZM216 181H218V180H216ZM215 181V182H216ZM221 181V180H220ZM228 181V180H227ZM7 182H8V180H7ZM50 182V181H49ZM49 182H47V183H49ZM65 182V181H64ZM84 182V181H83ZM97 182V181H96ZM113 182V181H112ZM155 182V181H154ZM212 182V181H211ZM257 182V183H256ZM75 183V182H74ZM108 183H110V182H108ZM118 183V182H117ZM146 183V182H145ZM11 184V183H10ZM51 184H53V183H51ZM61 184V183H60ZM240 184V183H239ZM47 185V184H46ZM49 185H50V183H49ZM112 185V184H111ZM110 185V186H111ZM10 186V185H9ZM51 186V185H50ZM57 186V185H56ZM90 186V185H89ZM101 186L102 185H100V188H101ZM59 187V186H58ZM61 187H62V185H61ZM85 187H88L87 185H84V188ZM112 187H114V186H112ZM234 187V186H233ZM236 187V186H235ZM242 187V186H241ZM96 188V187H95ZM188 188V187H187ZM190 188V187H189ZM261 188V187H260ZM4 189V188H3ZM59 189V188H58ZM61 189V188H60ZM59 189V190H60ZM94 189V188H93ZM99 189V188H98ZM113 189V188H112ZM231 189V188H230ZM240 190H241V188H239ZM13 190V189H12ZM168 190H167V192H168ZM226 190V189H225ZM8 191V190H7ZM90 191V190H89ZM88 191V192H89ZM95 191V190H94ZM99 191H100V189H99ZM105 191H104V194H105ZM220 191V190H219ZM224 191V190H223ZM231 191V190H230ZM258 191V190H257ZM53 192V191H52ZM68 192H70V191H68ZM77 192V191H76ZM78 192H80V191H78ZM77 192V193H78ZM82 192V191H81ZM86 193V194H91V193ZM210 192V191H209ZM213 192V191H212ZM14 193V192H13ZM58 193V192H57ZM102 193V192H101ZM240 193V192H239ZM37 194V193H36ZM58 194H60V193H58ZM69 194V193H68ZM67 194V196H69ZM84 194H85V189H84ZM83 194V195H84ZM85 194V195H86ZM107 194V193H106ZM108 194V195H109ZM112 194H114V195H112ZM205 194H206V192H205ZM218 194V193H217ZM222 194V193H221ZM226 194V193H225ZM0 195H1V193H0ZM2 195H4V194H2ZM50 195V194H49ZM55 195V194H54ZM79 195H80V193H79ZM82 195V196H83ZM98 195H100V194H98ZM183 195V194H182ZM200 195V194H199ZM198 195V201H200V199H201V196H199ZM220 195V194H219ZM241 195V194H240ZM58 196V195H57ZM92 196H93V194H92ZM104 196V195H103ZM102 196V197H103ZM112 196H114L113 198H111ZM184 196V195H183ZM223 196V195H222ZM225 196V195H224ZM239 196V195H238ZM2 197V196H1ZM37 197H39V196H37ZM36 197V199H38ZM60 197V196H59ZM65 197V196H64ZM70 197V196H69ZM79 197V196H78ZM84 197V196H83ZM99 197H101V196H99ZM213 197V200H208V202H206V203H202V205H200V206H198V209H201V208H204V206H205V204L208 206V210H209V212H213L214 214H215V216H216V218L217 219H222V218H224L226 215H228L227 217H229V219L231 220V221H229L230 223H237L238 222V225H239V222H244L245 223V225L246 226H248L249 225V222H248V220H252V219H257V216H256V214H257V212H256V214H251L249 217H245L243 214V209L245 210V212L246 211H249V210H253V208H254V206H255V204H257V203H255L254 204V202H252V201H248L247 203H243V202H239V203H236V204H234L233 203V200L231 199V198H227L226 199V201H224V200H222L221 198H218L217 196H212ZM226 197V196H225ZM34 198H35V196H34ZM33 198V199H34ZM42 198V197H41ZM61 198H62V196H61ZM85 198V197H84ZM197 198V197H196ZM237 198V197H236ZM235 198V199H236ZM259 198V197H258ZM76 199H78V198H76ZM80 199V198H79ZM86 199V198H85ZM96 199V198H95ZM103 199V198H102ZM168 199V198H167ZM177 199V198H176ZM176 199H175V201H176ZM225 199V198H224ZM0 200H1V198H0ZM12 200V199H11ZM35 200V199H34ZM80 200H82V199H80ZM93 200V199H92ZM97 200H98V198H97ZM100 200V199H99ZM6 201V200H5ZM8 201V200H7ZM6 201V202H7ZM52 201V200H51ZM77 201V200H76ZM169 201H170V199H169ZM180 201V199L178 200V202ZM182 201H184V200H182L181 199V202ZM195 202V199L193 198V197H190V199H189V203H188V210L190 211V210H192V207H191V202ZM201 201H202V199H201ZM200 201V202H201ZM240 201H241V199H240ZM35 202V201H34ZM188 202V201H187ZM196 202H197V200H196ZM246 202V201H245ZM258 202H259V200H258ZM41 203H42V201H41ZM55 203V202H54ZM77 203L78 202H76V205H77ZM60 204H61V200H60ZM96 204H97V202H96ZM104 204V203H103ZM130 205V208L132 209V211L134 212H131V210H129V208H123L122 209V207H123V205ZM166 204V203H165ZM175 204V203H174ZM31 205H32V203H31ZM52 205H53V203H52ZM70 205V204H69ZM196 205H197V203H196ZM258 205V204H257ZM45 206V205H44ZM183 206H184V203H183ZM223 206H225V207H223ZM65 207V206H64ZM169 207H170V205H169ZM187 207V206H186ZM235 207H237V209H239V210H241L237 215H234V213H233V211H234V208ZM53 208V207H52ZM66 208V207H65ZM80 208V207H79ZM167 208H168V210H167ZM19 209V208H18ZM17 209V210H18ZM33 209V208H32ZM41 209H42V207H41ZM46 209V208H45ZM45 209H44V211H45ZM262 209V208H261ZM263 209H264V206H263ZM171 210H172V208H171ZM180 210V209H179ZM211 210V211H210ZM255 210H256V206H255ZM9 211V210H8ZM19 211V210H18ZM105 211V210H104ZM173 211V210H172ZM260 211V210H259ZM259 211H258V213H259ZM32 212V211H31ZM46 212V211H45ZM44 212V213H45ZM91 212V211H90ZM175 213H176V211H174ZM211 212V213H212ZM227 212H229V213H227ZM61 213V212H60ZM93 213V212H92ZM102 213V212H101ZM36 214V213H35ZM68 214H69V212H68ZM89 214V213H88ZM104 214V213H103ZM30 215V214H29ZM36 215H38V214H36ZM44 215V214H43ZM67 215V214H66ZM142 215V214H141ZM152 216V217H150V216ZM13 216V215H12ZM16 216H18V215H16ZM25 216V215H24ZM54 216V215H53ZM56 216V215H55ZM214 216V217H215ZM22 217V216H21ZM20 217V218H21ZM32 217V216H31ZM33 217H34V215H33ZM39 217V216H38ZM46 217V216H45ZM68 217V216H67ZM111 217H112V215H111ZM110 217V218H111ZM139 217V218H138ZM176 217V216H175ZM205 217V216H204ZM203 217V218H204ZM24 218V217H23ZM53 218V217H52ZM76 218V217H75ZM78 218V217H77ZM7 219V218H6ZM67 219V218H66ZM74 219V218H73ZM145 219V218H144ZM171 219V218H170ZM173 219H174V216H173ZM47 220H48V218H47ZM71 220H72V218H71ZM75 220V219H74ZM89 220V219H88ZM175 220V219H174ZM235 220V221H234ZM258 220H260V222L261 223H263V221H264V210L262 211V213H261V215L259 216L258 215ZM30 221V220H29ZM40 221V220H39ZM90 221V220H89ZM110 221H112V219L110 220ZM114 221V220H113ZM168 221V220H167ZM173 221V220H172ZM186 221V220H185ZM210 221V220H209ZM213 221V220H212ZM226 221V220H225ZM253 221V220H252ZM257 221V220H256ZM5 222V221H4ZM56 222H58V224L62 227L64 224H63V221L60 219V220H58L57 219V221ZM92 222V223H91ZM90 223H91V225L93 224V221H91ZM100 222V221H99ZM107 222V221H106ZM126 222V223H127ZM142 222V221H141ZM253 222H255V221H253ZM9 223H10V221H9ZM68 223V222H67ZM86 223V222H85ZM89 223V222H88ZM110 223V222H109ZM169 223H170V220H169ZM17 224H18V222H17ZM34 224H35V221H34ZM63 224V225H62ZM165 224H167L166 222H165ZM209 224V223H208ZM229 224V223H228ZM255 224H256V222H255ZM18 225H20V224H18ZM107 225H110V224H107ZM114 225V224H113ZM127 225V224H126ZM157 226V228H158V230H157V232H150L149 231V229H150V227H152V226ZM170 225H172V223L170 224ZM238 225H234V226H236V228H234L233 230H229V228L226 230V229H223V230H221V229H219V230H221V235H214L216 238V240H217V238H219V240H223V241H228V242H233V239H234V235H236V234H240V228L242 227V226H239L238 227ZM243 225V224H242ZM3 226H4V224H3ZM8 226V225H7ZM21 226V225H20ZM60 226H58V227H60ZM144 226V225H143ZM168 226V225H167ZM209 226V225H208ZM211 226V225H210ZM219 226V225H218ZM37 227V226H36ZM57 224L55 223V224H51V223H49V224H47V226L44 228L45 230H44V233L46 234V237L47 238H49L50 240H54V239H56V237H57V235H58V231H57ZM77 227V226H76ZM94 227V226H93ZM170 227V226H169ZM172 227V226H171ZM170 227V228H171ZM176 227V226H175ZM179 227H180V225H179ZM213 227V226H212ZM11 228V227H10ZM19 228V227H18ZM27 228V227H26ZM39 228H40V226H39ZM80 228V227H79ZM112 228H113V226H112ZM117 228V227H116ZM119 228V227H118ZM117 228V229H118ZM121 228V227H120ZM168 228V227H167ZM173 228V227H172ZM59 229V228H58ZM111 229V228H110ZM137 230L139 229L138 227L136 228ZM177 229V228H176ZM180 229V228H179ZM178 229V230H179ZM216 229V228H215ZM246 229V228H245ZM34 230V229H33ZM80 230H82V229H80ZM129 230V229H128ZM17 231V230H16ZM38 231H40V230H38ZM43 231V230H42ZM191 231V230H190ZM193 231V230H192ZM256 231V230H255ZM15 232V231H14ZM21 232V231H20ZM63 232V231H62ZM137 232V231H136ZM234 232V233H233ZM264 232V231H263ZM4 233H7V231L6 232H4ZM9 233V232H8ZM16 233V232H15ZM48 233V234H47ZM144 233V232H143ZM262 233V232H261ZM0 234H1V232H0ZM33 234V233H32ZM226 234V235H225ZM6 235V234H5ZM8 235V234H7ZM15 235V234H14ZM255 235V234H254ZM261 235H263L264 236V233L263 234H261ZM39 236H40V234H39ZM94 236V235H93ZM12 237V236H11ZM28 237H30V236H28ZM63 237V236H62ZM126 237V236H125ZM246 237V236H245ZM37 238V237H36ZM142 238V237H141ZM146 238V237H145ZM192 238V237H191ZM242 238V237H241ZM33 239V238H32ZM132 239V238H131ZM135 239V238H134ZM149 239V238H148ZM1 240V239H0ZM23 240V239H22ZM25 240V239H24ZM34 240V239H33ZM37 240V239H36ZM66 240H67V238H66ZM154 241H155V239H153ZM191 240V239H190ZM204 240V239H203ZM237 240V239H236ZM264 240V239H263ZM38 241H40V240H38ZM142 241V240H141ZM163 241V240H162ZM188 241V240H187ZM192 241H194V240H192ZM262 241V240H261ZM57 242V241H56ZM156 242V241H155ZM154 242V243H155ZM160 242V241H159ZM176 242V241H175ZM178 242V241H177ZM195 242V241H194ZM44 243V242H43ZM53 243V242H52ZM64 243V242H63ZM107 243V242H106ZM133 243V242H132ZM30 244V243H29ZM35 244H36V242H35ZM38 244V243H37ZM37 244H36V246H37ZM42 244V243H41ZM56 244V243H55ZM60 244H61V242H60ZM91 244V243H90ZM149 244H150V242H149ZM194 244V243H193ZM39 245V244H38ZM51 246H52V244H50ZM114 245H115V243H114ZM119 245V244H118ZM147 245V244H146ZM98 245H96V247H97ZM100 246V245H99ZM111 246V245H110ZM116 246V245H115ZM143 246V245H142ZM148 246V245H147ZM146 246V247H147ZM163 246V245H162ZM48 247V246H47ZM56 247V246H55ZM95 247V248H96ZM105 247H107L106 246V244H105ZM116 247H118V246H116ZM125 247V246H124ZM150 246H148V248H149ZM202 247V246H201ZM233 247H235V246H233ZM232 247V248H233ZM40 248H41V246H40ZM43 249H44V246L42 247ZM57 248V247H56ZM83 248V247H82ZM91 248V247H90ZM100 248V247H99ZM103 248V247H102ZM177 248V247H176ZM178 248H179V246H178ZM248 248V247H247ZM34 249V248H33ZM32 249V250H33ZM39 249V248H38ZM160 249V248H159ZM224 249V248H223ZM5 250V249H4ZM45 250V249H44ZM43 250V251H44ZM47 250V249H46ZM48 250H49V248H48ZM55 250V249H54ZM54 250H52V251H54ZM83 250V249H82ZM89 250V249H88ZM93 250H94V248H93ZM100 250V249H99ZM102 250V249H101ZM103 250H104V248H103ZM102 250V251H103ZM122 250V249H121ZM137 250V249H136ZM140 250H142V249H140ZM144 250V249H143ZM153 250V249H152ZM234 250V249H233ZM253 250V249H252ZM37 251V250H36ZM41 251V250H40ZM60 251V250H59ZM71 251H72V249H71ZM90 251V250H89ZM91 251H92V249H91ZM90 251V252H91ZM101 251V252H102ZM135 251V250H134ZM157 251V250H156ZM189 251V250H188ZM191 251V250H190ZM208 251V250H207ZM49 252V251H48ZM65 252V251H64ZM87 252V251H86ZM92 252H94V251H92ZM107 252V251H106ZM105 252V253H106ZM144 252V251H143ZM167 252V251H166ZM171 252V251H170ZM174 252V251H173ZM178 252V251H177ZM194 252V251H193ZM234 252H236V251H234ZM247 252H249V251H247ZM260 252V251H259ZM41 253V252H40ZM44 253V252H43ZM104 253V252H103ZM130 253V252H129ZM135 253V252H134ZM253 253V252H252ZM257 253H258V251H257ZM42 254V253H41ZM48 254V253H47ZM60 254V253H59ZM66 254V253H65ZM71 254V253H70ZM113 254V253H112ZM125 254H128V253H125ZM147 254V253H146ZM197 254V253H196ZM201 254V253H200ZM225 254V253H224ZM249 254V253H248ZM256 254V253H255ZM264 254V253H263ZM262 254V255H263ZM23 255V254H22ZM40 255V254H39ZM50 255V254H49ZM61 255V254H60ZM80 255H82V254H80ZM91 255V254H90ZM96 255V254H95ZM107 255H108V252H107ZM106 255V256H107ZM117 255V254H116ZM138 255V254H137ZM253 255V254H252ZM20 256V255H19ZM34 256V255H33ZM57 256V255H56ZM55 256V257H56ZM79 256V255H78ZM98 256V255H97ZM100 256V258H101V255H99ZM131 256V255H130ZM136 256V255H135ZM148 256H150V253H149V255H147V257ZM184 256V255H183ZM251 256V255H250ZM261 256V255H260ZM264 256V255H263ZM47 257H49V256H47ZM95 257V256H94ZM126 257H127V255H126ZM151 257V256H150ZM195 257V256H194ZM242 257V256H241ZM249 257V256H248ZM30 258H32L31 257V255H30ZM68 258V257H67ZM74 258V257H73ZM84 258H86V257H84ZM83 258V259H84ZM88 258V257H87ZM87 258L85 259V260H87ZM98 258V257H97ZM100 258H99V260H100ZM106 258V257H105ZM130 258H132V257H130ZM129 258V259H130ZM166 258V257H165ZM250 258H252V256L250 257ZM41 259V258H40ZM51 259H52V257H51ZM50 259V260H51ZM59 259H61V258H59ZM79 259V258H78ZM93 260H94V258H92ZM91 259V260H92ZM242 259H243V257H242ZM15 260V259H14ZM23 260V259H22ZM31 260V259H30ZM62 260V259H61ZM67 260H69V259H67ZM77 260V259H76ZM92 260V261H93ZM105 260V259H104ZM103 260V261H104ZM106 260H108V258L106 259ZM113 260V259H112ZM131 260V259H130ZM129 260V261H130ZM149 260V259H148ZM170 260V259H169ZM172 260H173V258H172ZM235 260V259H234ZM264 260V259H263ZM16 261V260H15ZM36 261V260H35ZM41 261V260H40ZM57 261H59L58 259H57ZM65 261V260H64ZM70 261V260H69ZM78 261V260H77ZM84 261V260H83ZM83 261H82V263H83ZM90 262L89 264H91V263H93V262ZM101 261V260H100ZM110 261V260H109ZM108 261V263H110ZM114 261V260H113ZM135 261V260H134ZM133 261V262H134ZM139 261V260H138ZM144 261V260H143ZM3 262V261H2ZM43 262V261H42ZM52 262V261H51ZM51 262H50V264H51ZM85 262V261H84ZM89 262V261H88ZM132 262V261H131ZM130 262V263H131ZM162 262V261H161ZM164 262V261H163ZM190 261H188V263H189ZM228 262V261H227ZM263 262V261H262ZM261 262V263H262ZM25 263V262H24ZM40 263V262H39ZM53 263V262H52ZM68 263V262H67ZM66 262H65V264H67ZM75 263V262H74ZM81 263V264H82ZM102 263H104V262H102ZM107 263V264H108ZM121 263V262H120ZM179 263V262H178ZM196 263V262H195ZM3 264V263H2ZM28 264V263H27ZM54 264V263H53ZM71 264H73V262L71 263ZM77 264V263H76ZM84 264H86V263H84ZM111 264V263H110ZM114 264H116V262L114 263ZM134 264V263H133ZM145 264V263H144ZM155 264V263H154ZM165 264V263H164ZM177 264V263H176ZM198 264V263H197ZM258 264V263H257ZM260 264V263H259Z\"/></svg>", "mask_w": 264, "mask_h": 264}]
</instances>
